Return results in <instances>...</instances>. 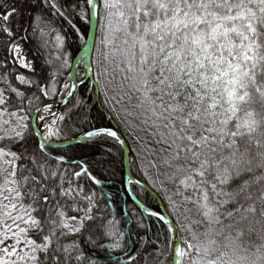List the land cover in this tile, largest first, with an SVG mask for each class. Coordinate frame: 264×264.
Listing matches in <instances>:
<instances>
[{"label": "snow or ice", "instance_id": "snow-or-ice-1", "mask_svg": "<svg viewBox=\"0 0 264 264\" xmlns=\"http://www.w3.org/2000/svg\"><path fill=\"white\" fill-rule=\"evenodd\" d=\"M0 264H264V0H0Z\"/></svg>", "mask_w": 264, "mask_h": 264}, {"label": "trees", "instance_id": "trees-1", "mask_svg": "<svg viewBox=\"0 0 264 264\" xmlns=\"http://www.w3.org/2000/svg\"><path fill=\"white\" fill-rule=\"evenodd\" d=\"M78 47H79V45L77 44V45L74 46V49H75V48H78ZM76 54H77V53H76ZM79 74H81V73H78V75H79ZM93 115L96 117V119H97L98 122L101 120V116H100L99 113H96V112L94 111V112H93ZM61 147H62V146H61ZM124 173H125V175H126V171H125V163H124ZM149 195H151V194H149ZM134 198L136 199V197H134ZM134 198H133V200H135ZM155 203H156V204H159L160 202H159L158 200H156ZM161 207H162V205H161ZM161 210H162V209H161ZM124 211H125V214H127V212L129 211V209H128V208H124Z\"/></svg>", "mask_w": 264, "mask_h": 264}, {"label": "water", "instance_id": "water-1", "mask_svg": "<svg viewBox=\"0 0 264 264\" xmlns=\"http://www.w3.org/2000/svg\"><path fill=\"white\" fill-rule=\"evenodd\" d=\"M89 39H90V34H89ZM82 53H80V52H78L77 54H76V58H79L80 57V55H81ZM85 66V68H86V71H87V66L86 65H84ZM73 71H74V74H76L77 75V70L75 69V65L73 66ZM90 74V73H89ZM62 146V145H61ZM124 163H125V171H126V176L128 175V163H127V155H125V161H124ZM134 198V197H133ZM135 199V198H134ZM163 208V206L161 207V209Z\"/></svg>", "mask_w": 264, "mask_h": 264}, {"label": "rangeland", "instance_id": "rangeland-1", "mask_svg": "<svg viewBox=\"0 0 264 264\" xmlns=\"http://www.w3.org/2000/svg\"><path fill=\"white\" fill-rule=\"evenodd\" d=\"M77 71H78V73H83V72H85V67H84V65L83 64H79V67H78V69H77Z\"/></svg>", "mask_w": 264, "mask_h": 264}, {"label": "bare ground", "instance_id": "bare-ground-1", "mask_svg": "<svg viewBox=\"0 0 264 264\" xmlns=\"http://www.w3.org/2000/svg\"><path fill=\"white\" fill-rule=\"evenodd\" d=\"M77 60H79V58H77ZM78 67H79V64L75 65V69H78Z\"/></svg>", "mask_w": 264, "mask_h": 264}]
</instances>
